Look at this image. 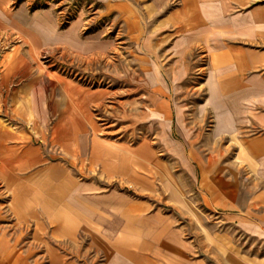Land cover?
I'll return each instance as SVG.
<instances>
[{
	"label": "crops",
	"instance_id": "0c3cea01",
	"mask_svg": "<svg viewBox=\"0 0 264 264\" xmlns=\"http://www.w3.org/2000/svg\"><path fill=\"white\" fill-rule=\"evenodd\" d=\"M87 1L100 9L95 17L79 13L61 27L54 7L29 12L0 0V31L22 44L5 64L36 63L44 51L59 50L84 61L114 59L124 38L131 45L125 50L137 55L132 62L151 71L142 83V126L159 123L167 156H155L147 138L134 145L98 135L91 104L100 94L68 79L50 77V87L40 88L45 116L22 90L17 99L32 110L25 113L31 123L51 121L55 139L75 142L63 143L64 160L46 165L27 146L20 166L28 171L10 177L19 181L15 205L30 209L19 227L33 228L32 246L45 245L38 260L90 264V251L99 264H264V0ZM102 18L108 28L98 25ZM189 68L196 81L187 93ZM182 100L199 103L186 110ZM126 106L124 126L133 129V103ZM75 163L84 166L77 174L67 166ZM154 179L173 211L126 189L130 182L140 193L154 190ZM189 213L197 219H180ZM87 234L98 246L89 251ZM7 243L0 240V250ZM13 253L17 261L33 258L30 249Z\"/></svg>",
	"mask_w": 264,
	"mask_h": 264
},
{
	"label": "rangeland",
	"instance_id": "374dc122",
	"mask_svg": "<svg viewBox=\"0 0 264 264\" xmlns=\"http://www.w3.org/2000/svg\"><path fill=\"white\" fill-rule=\"evenodd\" d=\"M15 5L22 6L29 12L41 8L54 7L61 27L68 25L79 13L84 14L83 17L88 21L90 17H95V13L100 10L98 6L87 0H15ZM97 23L101 28H108L109 19L102 18ZM85 31H88V25L84 27L83 32ZM123 41L124 45L121 47L123 50H120L117 58L115 57L114 59L103 57L97 60L84 61L59 50L53 53L44 51L38 57L36 63L5 64L9 57L17 54L22 44L16 34L0 31V63H4L0 64V146H3L1 149L3 153L0 154V240L8 242L5 245V249L0 250V264L48 263L46 260H38L37 256V254L44 252L45 245L32 246L31 244L34 240L31 235L33 228L19 227L21 224L19 220L21 212L25 215L30 211L28 207L15 205L19 181L10 179L11 176H17L21 172L28 171V169L21 170V154L26 151L29 145L37 147L44 158L42 164L46 165L50 164L49 161L65 159L66 154L63 143L68 145L75 144L73 140L67 139L65 142L61 140L62 134H58L59 139H55L51 133V121L42 124L34 120L31 123V118L25 117L26 111L31 113L32 110L25 106L27 105L25 101L17 99L18 94L22 90L32 92L33 103L37 106L36 109L39 107L38 114L45 116V110L40 108V102L45 99V94L43 93V96L40 95V88L44 90L46 87H50V77L68 79L76 86L86 89V93L97 94L98 97L100 94L99 98L101 100L95 98L96 100L91 104V114L102 129L100 132L98 131V135L113 137L117 140L127 138L134 145H137L143 138H147L149 141H155L153 143L155 156H167L161 150L157 140L159 123L151 121L149 127L142 126L145 118L142 115L146 113H143L142 109H147V102L141 100L142 83L151 71L146 64H135V62H132L133 58L135 61L137 55L128 53L129 51H126L125 48L131 47V45L124 38ZM22 49L24 50L25 47ZM127 59L132 63L125 64ZM113 60L116 61L113 62ZM168 65L165 68V73L167 78H171V73L174 71L171 69L172 64ZM195 71L189 68L187 76H185V82H187V90L185 91L187 93L191 91V82L196 81ZM150 97H153V95H150ZM18 98H20V95ZM127 103L128 105L133 103V129H131L132 127L125 128L124 126L126 123L129 124L131 120L129 115L131 108H127ZM152 103L150 102V105H153ZM178 103L186 110H190L192 107L197 106L199 102L182 100ZM126 110L128 111V117H126ZM110 125L112 126L110 128L112 132H105L109 130ZM177 137L178 135L172 129L171 138L176 139ZM67 166L69 171L74 174H77L81 168L80 164L77 163ZM82 168L84 169V166ZM152 181L155 183L153 185L154 190L150 189L147 192L140 193V190H137V187L130 182L127 184L126 189L138 198H146L153 204H159L173 211L168 197L158 190L156 179ZM159 192L161 195H159ZM191 216L189 213L188 216H180V219H197L193 216L191 218ZM205 220L206 217L204 215L198 217V222L202 226H204ZM25 224L30 223L26 222ZM42 231L44 232V230ZM199 231L203 233L205 229L202 228ZM231 235L248 244L247 239L243 240L236 232L231 233ZM85 236L86 244L84 247L89 251V248L96 246L97 243L92 236L88 234ZM28 249L31 250L30 256L33 258L27 260V262L15 260L13 253L15 250L24 251ZM86 257L90 264H99L91 261L94 259L92 252L89 251Z\"/></svg>",
	"mask_w": 264,
	"mask_h": 264
}]
</instances>
